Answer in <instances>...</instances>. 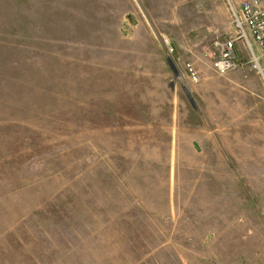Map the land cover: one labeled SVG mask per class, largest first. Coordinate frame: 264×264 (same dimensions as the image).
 <instances>
[{"label": "rangeland", "instance_id": "1", "mask_svg": "<svg viewBox=\"0 0 264 264\" xmlns=\"http://www.w3.org/2000/svg\"><path fill=\"white\" fill-rule=\"evenodd\" d=\"M240 2L0 0V264H264V83L241 40L212 67Z\"/></svg>", "mask_w": 264, "mask_h": 264}, {"label": "built area", "instance_id": "2", "mask_svg": "<svg viewBox=\"0 0 264 264\" xmlns=\"http://www.w3.org/2000/svg\"><path fill=\"white\" fill-rule=\"evenodd\" d=\"M232 34L218 38L213 43L212 67L218 73L235 70L240 67L236 42L241 40L250 51V62L264 83V0H241L238 8L231 7ZM166 51L171 54L173 48L165 39ZM189 79L197 80V72L185 65Z\"/></svg>", "mask_w": 264, "mask_h": 264}, {"label": "crops", "instance_id": "3", "mask_svg": "<svg viewBox=\"0 0 264 264\" xmlns=\"http://www.w3.org/2000/svg\"><path fill=\"white\" fill-rule=\"evenodd\" d=\"M239 44L238 43H236V46H238Z\"/></svg>", "mask_w": 264, "mask_h": 264}]
</instances>
